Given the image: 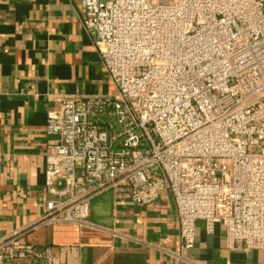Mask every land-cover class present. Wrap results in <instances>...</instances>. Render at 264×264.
<instances>
[{"label": "built area", "instance_id": "2783aa9c", "mask_svg": "<svg viewBox=\"0 0 264 264\" xmlns=\"http://www.w3.org/2000/svg\"><path fill=\"white\" fill-rule=\"evenodd\" d=\"M115 86L47 113L50 199L31 229L0 239V264H58L29 234L94 228L90 201L135 205L167 190L182 249L197 221L264 264V0H74Z\"/></svg>", "mask_w": 264, "mask_h": 264}, {"label": "crops", "instance_id": "0c3cea01", "mask_svg": "<svg viewBox=\"0 0 264 264\" xmlns=\"http://www.w3.org/2000/svg\"><path fill=\"white\" fill-rule=\"evenodd\" d=\"M115 93L77 1L0 0V239L36 225L50 199L47 113L67 98ZM89 221L94 228L59 224L29 237L58 264H261L258 250L228 248L224 227L208 233L201 221L193 247L182 249L167 190L138 206L121 189H106L91 199Z\"/></svg>", "mask_w": 264, "mask_h": 264}, {"label": "rangeland", "instance_id": "374dc122", "mask_svg": "<svg viewBox=\"0 0 264 264\" xmlns=\"http://www.w3.org/2000/svg\"><path fill=\"white\" fill-rule=\"evenodd\" d=\"M156 2H159V3H161V2H162V0H156Z\"/></svg>", "mask_w": 264, "mask_h": 264}]
</instances>
